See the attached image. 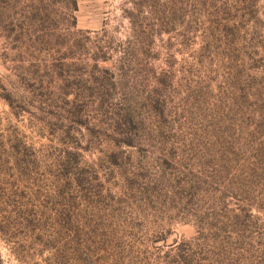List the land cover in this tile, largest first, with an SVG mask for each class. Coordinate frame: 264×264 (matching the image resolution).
Listing matches in <instances>:
<instances>
[{"label":"rangeland","instance_id":"obj_1","mask_svg":"<svg viewBox=\"0 0 264 264\" xmlns=\"http://www.w3.org/2000/svg\"><path fill=\"white\" fill-rule=\"evenodd\" d=\"M0 264H264V0H0Z\"/></svg>","mask_w":264,"mask_h":264}]
</instances>
